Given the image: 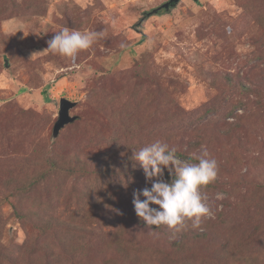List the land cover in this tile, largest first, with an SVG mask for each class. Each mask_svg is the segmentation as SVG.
Masks as SVG:
<instances>
[{"label":"rangeland","instance_id":"obj_1","mask_svg":"<svg viewBox=\"0 0 264 264\" xmlns=\"http://www.w3.org/2000/svg\"><path fill=\"white\" fill-rule=\"evenodd\" d=\"M166 1L0 0V264H264V0ZM65 27L100 36L69 60ZM156 139L217 160L202 231L135 214Z\"/></svg>","mask_w":264,"mask_h":264},{"label":"clouds","instance_id":"obj_2","mask_svg":"<svg viewBox=\"0 0 264 264\" xmlns=\"http://www.w3.org/2000/svg\"><path fill=\"white\" fill-rule=\"evenodd\" d=\"M99 36L95 31L81 32L65 27L47 42V49L74 61L78 53L89 49ZM176 152L175 147L156 139L133 153V159L142 167L146 180L151 181V188L134 192L132 203L135 214L153 232L151 226L156 229L162 225L174 234L189 227L202 231L203 220L214 218L205 203L207 195L202 190L215 182L219 171L217 160L206 146H201V151L193 155L195 162L179 159ZM164 169L172 177L169 182L162 179Z\"/></svg>","mask_w":264,"mask_h":264},{"label":"water","instance_id":"obj_3","mask_svg":"<svg viewBox=\"0 0 264 264\" xmlns=\"http://www.w3.org/2000/svg\"><path fill=\"white\" fill-rule=\"evenodd\" d=\"M180 0H167L160 6L153 9L154 13H156L158 10H168L170 7L175 6ZM7 65V64H6ZM76 105L75 101H70L69 99L65 97H61L59 99V108L57 113V120L55 121L53 128H52V138H55L58 136L59 131L68 123L73 122L77 116L70 115L69 111L71 108H73Z\"/></svg>","mask_w":264,"mask_h":264},{"label":"trees","instance_id":"obj_4","mask_svg":"<svg viewBox=\"0 0 264 264\" xmlns=\"http://www.w3.org/2000/svg\"><path fill=\"white\" fill-rule=\"evenodd\" d=\"M170 9V8H169ZM161 10H163V9H161ZM160 10H158L157 12H159ZM164 11V10H163ZM163 11H160V12H163ZM156 12V13H157ZM76 120V119H75ZM74 120V121H75ZM73 121V122H74ZM72 123V122H71ZM68 124H70V123H68ZM67 124V125H68ZM66 126V125H65ZM64 126V127H65ZM63 129V128H62ZM181 154V153H180ZM57 168H58V166H57V164L55 163V162H50V164H49V166H48V169L45 171V173H40L39 175L41 176L39 179H36V180H33V181H31L30 183H29V185H27V187H24L22 190L23 191H28V190H31L32 188H34V186H36L39 182H41L48 174H51L52 172H55V170H57ZM171 176H170V174L169 173H167L166 175H165V180H166V182H169L170 180H171ZM210 185V184H209ZM209 185L207 186V187H209Z\"/></svg>","mask_w":264,"mask_h":264}]
</instances>
